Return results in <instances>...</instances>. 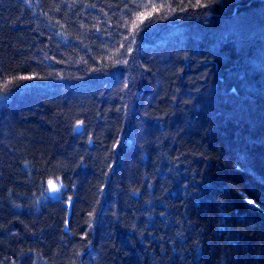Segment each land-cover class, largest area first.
Listing matches in <instances>:
<instances>
[{"label":"trees","instance_id":"obj_1","mask_svg":"<svg viewBox=\"0 0 264 264\" xmlns=\"http://www.w3.org/2000/svg\"><path fill=\"white\" fill-rule=\"evenodd\" d=\"M202 3L0 0V264H264V0Z\"/></svg>","mask_w":264,"mask_h":264},{"label":"snow or ice","instance_id":"obj_2","mask_svg":"<svg viewBox=\"0 0 264 264\" xmlns=\"http://www.w3.org/2000/svg\"><path fill=\"white\" fill-rule=\"evenodd\" d=\"M182 2V0H177V7L179 8L180 11H184L186 8L188 7H201V8H207L209 5L207 3H202V0H196V3L194 5H191V4H186L184 5L183 7H180V3ZM215 2L219 3L220 0H215ZM152 7V10L155 11V12H159L160 11V8H163L164 5L161 4L160 7L158 8L155 4H152L151 5ZM173 11H175V9H173ZM152 15V12H149L147 13V17H150ZM145 13L143 12H140L137 14V18L136 20L132 21V29L134 31H140V28H139V24H142L144 19L147 18ZM166 17H159V19H165ZM139 22V23H138ZM155 21H152L151 23H154ZM131 43H135V35H133V40ZM121 47H124V45H121ZM133 51L132 47H131V44H129V46L127 47V52L128 53H131ZM117 63H121V61H117ZM123 64H127L128 61L125 59L122 61ZM32 77H23V79H31ZM123 87L125 89H127L129 87L128 83H125L123 85ZM83 125V121H77V126H82ZM89 142H91V138H89ZM48 184L49 186L53 189V190H57V185L54 184L52 182V180H49L48 181ZM74 187V185H73ZM69 199V202L71 201V197L68 198ZM249 203H252V201H249ZM91 215V213L89 214Z\"/></svg>","mask_w":264,"mask_h":264},{"label":"water","instance_id":"obj_3","mask_svg":"<svg viewBox=\"0 0 264 264\" xmlns=\"http://www.w3.org/2000/svg\"><path fill=\"white\" fill-rule=\"evenodd\" d=\"M77 130H81V127L77 126ZM49 191L51 195H54L57 192L56 190H53L50 186H49Z\"/></svg>","mask_w":264,"mask_h":264}]
</instances>
